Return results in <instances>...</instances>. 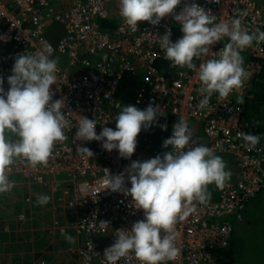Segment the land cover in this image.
Segmentation results:
<instances>
[{"label": "built area", "instance_id": "1", "mask_svg": "<svg viewBox=\"0 0 264 264\" xmlns=\"http://www.w3.org/2000/svg\"><path fill=\"white\" fill-rule=\"evenodd\" d=\"M196 2L211 9L217 22L239 17L242 27L250 33L264 31V0ZM185 3L191 0H181L158 25L139 21L137 29L132 30L120 14L119 0H0V75L5 78V89L18 54L47 52L58 68L52 98L64 101L62 111L67 121L65 139L55 143L46 163L33 166L24 158H16L7 175H19L24 183L52 191L62 190L61 182L76 185L70 197L64 191L56 198L58 206L67 207L75 217L65 222L56 220L49 228L50 233L75 231L82 238L81 243L67 249L75 264H104V249L115 241L116 230L130 228L135 221L144 219L142 209L130 206L131 196L104 189L106 170L110 176L123 172L144 152V146L149 148L146 151L150 150L151 158L171 150V146L163 147L159 134L165 130L160 125L172 127L181 118L191 129L196 144L209 146L215 155H230L233 164L226 166L231 176L225 186L213 188L218 190L217 198H208L205 203L194 201V210L177 221L175 245L179 251L174 260L164 264H239L233 260L220 263L216 254L231 247L233 220L242 221L246 206L264 191V147L260 143L250 147L239 135L255 134L256 127L245 119L244 108L253 86L264 78V41L254 40L240 52L248 73L242 86L227 97L214 92L202 107L199 64L215 57L228 38L212 45L207 56L194 58L196 68L173 65L160 47L159 35L170 30L173 41L183 35L174 15ZM107 19L116 22L113 30L102 27L101 21ZM55 24L64 28L56 43L53 39L58 32L51 28ZM128 73L144 74L142 86L130 101L119 94ZM128 103L141 109L150 103L159 105L165 113L158 117L157 124L141 130L130 159L121 158L117 150H105L100 141L76 137L81 115L97 121L98 133L104 126L115 129L114 119ZM6 135L13 141L17 139L14 133ZM79 146L88 147L93 155L79 153ZM126 186H131L127 179ZM26 201L32 204L38 199L28 197ZM25 217L23 213L19 215L20 220ZM118 264L141 262L130 253Z\"/></svg>", "mask_w": 264, "mask_h": 264}, {"label": "clouds", "instance_id": "2", "mask_svg": "<svg viewBox=\"0 0 264 264\" xmlns=\"http://www.w3.org/2000/svg\"><path fill=\"white\" fill-rule=\"evenodd\" d=\"M180 3L181 0H119V10L125 23L136 30L139 21L158 25ZM174 20L179 22L183 35L175 41L170 30L159 35L160 47L173 65L196 68L194 58L207 56L212 45L228 38L215 57L199 64L197 76L203 95L200 105H207L214 92L219 97H227L240 88L248 78L240 52L254 40L264 41V31L250 33L242 27L239 17H233L230 22H217L211 9L206 10L196 0L185 3ZM57 71L56 60L47 52L39 51L15 57L11 74L7 76V90L5 78L0 75V193L12 188L7 169L14 159L24 158L33 166L46 163L55 143L65 139L64 101L53 100L51 90L58 80ZM164 114L159 105L150 103L141 109L128 103L115 117V129L104 126L99 133L97 121L81 115L76 137L81 141H100L105 150H117L121 158L130 159L141 130L157 124L158 117ZM160 127L167 130V124ZM172 127V135L163 141V147L171 146V150L143 161L132 160L119 174L110 176L105 169L104 189L131 196L130 206L142 209L144 219L135 221L130 228L116 230L115 241L104 249V264H118L130 253L141 264L174 260L179 251L175 245L177 221L194 210V201H207L209 184L223 188L230 179L231 173L226 170L223 158L215 155L209 146L196 144L185 120L179 119ZM7 132L14 133L17 139L11 140ZM239 135L250 147L260 143L258 134ZM77 151L93 155L86 146H79ZM126 179L130 187L126 186ZM49 199L41 195L37 202L47 203ZM61 233L68 241L73 240L64 229Z\"/></svg>", "mask_w": 264, "mask_h": 264}, {"label": "crops", "instance_id": "3", "mask_svg": "<svg viewBox=\"0 0 264 264\" xmlns=\"http://www.w3.org/2000/svg\"><path fill=\"white\" fill-rule=\"evenodd\" d=\"M51 28L58 32V36L54 35L53 39V42L56 43L59 36L64 33V28L58 24L52 25ZM143 75L141 80H143ZM261 83L264 85V78ZM259 130L258 125L255 129V134L259 135ZM172 131L173 127H168L167 130L161 132L159 134L161 135L160 140L164 141L170 137ZM259 142L264 146V141L260 139ZM141 149L144 152H140L136 156L137 160L143 161L151 158L149 151H146L149 148L147 149L144 146ZM232 164V160H230V166ZM8 178L12 182V188L8 192L0 193V264H75L69 257L67 249L70 245L81 243L82 238L80 237L79 239L75 231L70 230L67 232L73 237L70 242L59 230H56L55 233H50L49 228L56 220L65 222L75 217L74 213L67 207L58 206L56 198L57 195L64 193V191H67L70 197L71 193L75 192L73 188L76 185L72 182H61L62 190L52 191L46 190L38 184L24 183L23 178L19 175H13ZM59 179L62 180L61 176H59ZM213 188H217L215 184L207 186V191L210 193L209 199L217 198L218 190L214 191ZM41 195L50 197L49 201L44 203V205H39L37 201H33L32 204L26 201L28 197L37 200ZM262 197H264V191L247 206L249 207L251 203ZM247 206L246 208L248 209ZM21 213L25 214V220H20L19 215ZM245 214L246 212L243 213L242 221L233 220L234 231L237 223L244 222ZM233 247L234 240L232 238L229 249L233 250Z\"/></svg>", "mask_w": 264, "mask_h": 264}, {"label": "rangeland", "instance_id": "4", "mask_svg": "<svg viewBox=\"0 0 264 264\" xmlns=\"http://www.w3.org/2000/svg\"><path fill=\"white\" fill-rule=\"evenodd\" d=\"M253 96L254 102L249 104L246 114L256 127L259 125L258 133L261 141H264V85L262 83L256 85ZM217 155L223 158L226 166L230 165L232 160L230 155ZM245 212L244 222L235 225L233 261L239 264H264V197L251 203Z\"/></svg>", "mask_w": 264, "mask_h": 264}, {"label": "trees", "instance_id": "5", "mask_svg": "<svg viewBox=\"0 0 264 264\" xmlns=\"http://www.w3.org/2000/svg\"><path fill=\"white\" fill-rule=\"evenodd\" d=\"M101 25L104 29L113 30L116 27V22L114 20L107 19V20H102ZM142 75H143L142 73L138 75H133L132 73L126 74L119 88L120 96L129 101L133 100L137 95L136 93L138 89L142 86V80H141ZM259 83L253 86L252 91L250 92V97L246 100V104L244 108L245 119H247V121L253 125L254 122H252V120L247 116L246 113L249 104L254 102L253 89H256V85H258ZM254 133H256L255 130ZM232 251H233L232 249L231 250L228 249L227 251L218 252L216 254L218 261H220V263H224L226 262V260H230V261L234 260Z\"/></svg>", "mask_w": 264, "mask_h": 264}]
</instances>
